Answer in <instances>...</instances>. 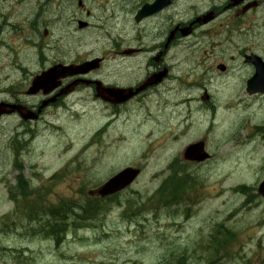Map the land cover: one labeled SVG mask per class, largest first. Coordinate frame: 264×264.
Returning <instances> with one entry per match:
<instances>
[{
	"label": "rangeland",
	"instance_id": "obj_1",
	"mask_svg": "<svg viewBox=\"0 0 264 264\" xmlns=\"http://www.w3.org/2000/svg\"><path fill=\"white\" fill-rule=\"evenodd\" d=\"M82 1L79 7L78 0H0V99L15 98L6 93L12 87L16 98L40 104L41 93H25L37 74L54 61L100 54L106 61L98 76L131 85L157 69L153 49L168 23H188L197 12L222 7L226 0H177L175 8L142 24L133 14L141 0ZM89 10L94 16H87ZM227 10L179 41L167 56L169 79L127 105H107L80 85L37 120L12 115L0 121V264H166L171 249L206 253L202 242L214 228L222 236L232 228L242 238L237 243L246 245L235 252L228 241L218 254L224 264H264V199L257 193L264 179V95L248 94L246 82L254 68L244 62L252 52L264 58V12L237 17ZM81 19L92 27L80 30ZM236 23L239 29L228 34ZM44 47L49 49L45 56ZM127 47L146 51L121 55ZM186 96L193 98L182 102ZM200 139L212 157L188 166L202 184L194 194L198 185L191 190L190 217L182 204L160 209L145 204L136 210L139 216L124 213V200L133 195L139 204L148 201L169 176L172 161L186 163L185 146ZM126 166L143 169L134 185L97 220L58 243L34 229L38 222L30 226L14 213L8 196L7 186L22 169L27 177L38 176L35 186L55 177L50 200L57 203L85 199L88 189ZM243 184L255 188L243 193L237 187ZM177 261L203 263L197 257Z\"/></svg>",
	"mask_w": 264,
	"mask_h": 264
},
{
	"label": "trees",
	"instance_id": "obj_2",
	"mask_svg": "<svg viewBox=\"0 0 264 264\" xmlns=\"http://www.w3.org/2000/svg\"><path fill=\"white\" fill-rule=\"evenodd\" d=\"M175 166H178L176 162H172L170 169L173 174L164 178L162 185L152 198L155 200L156 209L161 206L170 207L172 204L177 203L183 198V193L185 194L186 183L193 185L196 182L195 178L180 176L179 170ZM52 185L53 181L44 186L32 188L25 180L23 173H21L18 177V185L12 188L10 193L12 199L17 203V213L25 216L34 225L38 222L40 227L37 232L55 238L57 243L62 241L68 232L82 228L97 220L101 214L109 210L110 203L117 197L115 195L104 200L86 194L85 199L82 200L68 198L55 203L50 200L53 190ZM242 188H245L244 191L250 189L246 186ZM138 198L143 200L142 196ZM123 202H126L124 213L127 214L132 211L133 215L139 216L140 212H136V210H142V203L139 204L133 195ZM143 202L147 203V200ZM40 217L42 219L38 220ZM43 223L44 225H42ZM53 235H56L58 239Z\"/></svg>",
	"mask_w": 264,
	"mask_h": 264
},
{
	"label": "water",
	"instance_id": "obj_3",
	"mask_svg": "<svg viewBox=\"0 0 264 264\" xmlns=\"http://www.w3.org/2000/svg\"><path fill=\"white\" fill-rule=\"evenodd\" d=\"M171 0H156V3L151 6H145L142 11H140L137 19L140 20L142 17L153 13L157 10L162 9L166 5L170 4ZM213 16L208 15L204 18H199V22H207L210 20ZM84 25V24H82ZM191 31V28H185L182 30V33L184 35L189 34ZM247 62H252L256 66V73L252 79L248 81V91L249 93H255V92H264V62L261 58L258 56H247L246 57ZM98 66V62H86L81 65H69L64 66L62 64L55 65L51 67L50 69L42 72L41 74L37 75L33 82L32 86L29 88L28 93L29 94H35L39 92L40 90H43L44 93H49L52 90H54L56 87H58L61 83L59 80L61 78H65L68 76L77 75L80 73H86L90 71L93 68H96ZM222 70L225 69V67L222 65L220 66ZM166 72H159L157 74L152 75L140 88H138L136 91H133L132 89H106L102 86H98L99 95L102 96L106 100H112V101H125L132 97L134 94L138 93L141 89L146 88L150 85L157 84L158 82L162 81V79L165 77ZM77 84V81L69 85L67 88L63 89L60 93H58L57 96L66 94L70 92L73 87ZM203 99H208V96H203ZM54 99L50 101H46L42 104V106L39 108L37 112H34L28 107L22 105V104H8V103H0V116L4 113L10 114L15 111H18L21 117L24 120L28 119H37L39 117V113L42 110L44 106H46L51 101H54ZM184 157L187 160L190 161H204L210 157L209 153L205 150V143L204 141H198L196 143L190 144L184 152ZM141 170L139 168L134 167H127L121 170L116 175L112 176L109 180H107L103 185H101L96 191H91V193H97L101 195L102 197H106L109 195H112L114 193H117L123 189H125L127 186H129L140 174ZM259 192L261 195L264 196V181L259 186Z\"/></svg>",
	"mask_w": 264,
	"mask_h": 264
},
{
	"label": "flooded vegetation",
	"instance_id": "obj_4",
	"mask_svg": "<svg viewBox=\"0 0 264 264\" xmlns=\"http://www.w3.org/2000/svg\"><path fill=\"white\" fill-rule=\"evenodd\" d=\"M230 1L231 0H227L226 5H224L222 9L217 10V8H214L213 11L218 13V15H219L222 10H225L228 7H232V6H229L230 3H231ZM237 1L240 2V3L236 7H234V9H233V10L237 11V12H235V15L237 17H246V16H249V15H253L255 17H258L255 12H264V0H237ZM122 4H124V3H122ZM78 6L82 7L83 6V1H82L81 4L78 3ZM172 8H175V0H174L173 4H171L170 6L166 7L165 9H163L160 13H162L164 11H169ZM137 11H138V9L134 11V14ZM87 16L91 17V16H94V15H92L90 10H89L88 13H87ZM210 23H212V21ZM91 25H93V24L91 23ZM175 26H173L172 22H171L170 25H167V27L165 28V32L163 33L164 36H166V37L162 38L161 43L159 45H156L154 47L153 51H157L158 53H160L161 51L164 50V48L166 47L165 44L168 42L169 35H170L171 31L173 30V28ZM239 26H240V23H236L235 25H233V27L229 30L228 34H232V32L237 31L239 29ZM163 30L164 29L162 27V31ZM161 37H162V35H161ZM180 39H182V35L178 32L177 35L175 36V39L173 41H169V43L167 45V49L168 50H167L166 53L164 52L163 55L166 56L167 53H169L171 51V49L175 46L176 42L178 40H180ZM144 51H146L144 48H142V49L140 48L138 51H136V52L134 51V52H135V55H136L139 52H144ZM134 52H131L130 54H132ZM163 55H162L161 59L159 60L160 62H158V63L155 62L156 66H157V69L155 71H157L158 69L161 68L164 72L169 73L168 76L166 77V79H167L169 77L170 73L172 72V69L167 64V56H166V58H164ZM99 57L100 58H104L102 56H99ZM105 61H106V59H103V64L105 63ZM97 80H98V86L99 85L102 86L105 83V81L98 76V72H97ZM59 82L61 83V90H63L64 89L63 88V84H64V82H66V80L65 79H60ZM186 97L188 99H186V100H184L182 102H190L192 100V98H193V97H188V96H186ZM61 101H62V99L58 98L55 104H59ZM39 105L40 104H37V105L34 104L33 107L34 108H38ZM188 105H190V104H188ZM39 116H41V114H39ZM195 171H196V169H193V170H190L189 172L192 173L193 176H194L195 175ZM200 252H201L200 254H193L194 256H192V255H190V252L188 250H185L182 253H178L176 250H172L171 249V251L168 252V254L170 255V258L166 262H167V264H175V263L178 262L177 260H178L179 257L184 258L187 261H193L194 258L197 257L198 260H200V262H203L202 264H224V262H227V260H225L224 257L216 255L214 252L212 253L210 250L206 251V253L204 251H201V250H200ZM229 261H231V260H229ZM185 264H190V263H185Z\"/></svg>",
	"mask_w": 264,
	"mask_h": 264
},
{
	"label": "bare ground",
	"instance_id": "obj_5",
	"mask_svg": "<svg viewBox=\"0 0 264 264\" xmlns=\"http://www.w3.org/2000/svg\"><path fill=\"white\" fill-rule=\"evenodd\" d=\"M206 100H209V99H206ZM205 100V101H206ZM172 174V170H171V172H170V174H169V176ZM194 176H200V175H197V173L195 172V175ZM146 218V217H145ZM29 220V219H28ZM132 220H134V219H132ZM47 223V222H46ZM45 223V224H46ZM28 224L31 226L32 224H33V222H31V221H29L28 222ZM42 225H44V223L42 224ZM40 226V225H39ZM42 227V226H41ZM34 229H37V231L39 230V228H34ZM42 229V228H41ZM48 229V228H47ZM43 234V233H42ZM53 237H56L57 239H58V237L56 236V235H53ZM55 239V238H54ZM56 240V239H55Z\"/></svg>",
	"mask_w": 264,
	"mask_h": 264
}]
</instances>
